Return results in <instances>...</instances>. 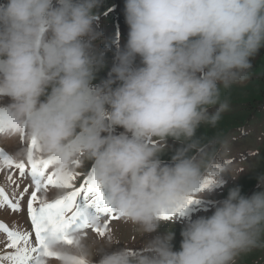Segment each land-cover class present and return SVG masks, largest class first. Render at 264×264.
Masks as SVG:
<instances>
[{
  "label": "clouds",
  "instance_id": "obj_1",
  "mask_svg": "<svg viewBox=\"0 0 264 264\" xmlns=\"http://www.w3.org/2000/svg\"><path fill=\"white\" fill-rule=\"evenodd\" d=\"M103 4H0V100L8 101L0 138L34 137L60 170L72 171L75 160L91 162L93 179L121 218L153 234L163 214L190 196L202 198L209 172L227 171L189 152L200 125L214 126L227 108L220 87L245 79L264 47V0H125L127 41L117 46L108 79L94 84L105 67L96 43ZM117 128L124 131L116 134ZM169 139L183 146L172 164H163ZM88 222L102 220L89 216ZM69 235L71 244L48 237L54 264H234L239 253L261 246L264 190L245 196L231 188L212 215L186 224L179 251L172 230L141 250L114 233Z\"/></svg>",
  "mask_w": 264,
  "mask_h": 264
},
{
  "label": "rangeland",
  "instance_id": "obj_2",
  "mask_svg": "<svg viewBox=\"0 0 264 264\" xmlns=\"http://www.w3.org/2000/svg\"><path fill=\"white\" fill-rule=\"evenodd\" d=\"M6 0H0V4ZM99 26L103 36L96 41L100 49L105 52V67L96 76L94 84H99L108 79L109 72L115 60L117 46L123 47L127 41L128 25L125 22V15L118 1L106 10H99ZM252 67L248 70L246 78L233 83L230 87H220V103H227V108L220 114V119L213 126L201 124L196 131V144L189 155H206L209 160L221 164L226 173L216 177L212 172L206 175L207 180L215 182L210 188L205 189L201 195L196 197L199 202H194L183 210V214L168 221H162L161 228L157 233L144 234L138 225L132 224L120 218L111 222L109 233H114L119 242L135 250H141L146 240L153 236L163 234L167 230L175 233L173 250L179 251L182 241L181 232L192 220L202 216H210L216 206L227 198L231 188L239 186L242 195L251 196L255 192L264 190L257 177L264 180V47L251 60ZM140 65V58L137 57L136 66ZM115 86V85H114ZM7 99L0 100V119L3 118L4 105ZM209 111H216V107ZM116 134L124 131L117 128ZM31 138L27 135H16L7 138H0V186L5 187L11 194L12 186L4 179L7 165L4 164L3 154H7L14 162L24 161L27 163V153L30 147ZM183 145L172 139L168 140L165 153L161 156L163 164H172V157ZM36 157L41 153L34 150ZM45 158L46 156L42 154ZM80 161V160H79ZM92 168L91 162L80 161L78 165L73 164L72 172L77 174L73 183L78 187ZM51 170V169H50ZM14 178L20 179L18 170ZM28 178H23L21 187L28 184ZM66 189H50L46 194L49 201L60 198L66 194ZM27 197L25 198V210L20 213H11L7 208L0 211V222L15 227L19 224L23 228L29 227V218L26 211ZM83 206L84 202L81 201ZM93 209H89V215H94ZM92 235L97 234L88 230ZM2 238V234H0ZM261 246L239 253L234 264H264V235L261 236ZM120 245V246H123ZM46 264H54V258H45Z\"/></svg>",
  "mask_w": 264,
  "mask_h": 264
},
{
  "label": "snow or ice",
  "instance_id": "obj_3",
  "mask_svg": "<svg viewBox=\"0 0 264 264\" xmlns=\"http://www.w3.org/2000/svg\"><path fill=\"white\" fill-rule=\"evenodd\" d=\"M34 150L39 151V147L38 141L33 137L30 140L27 163L14 162L10 156L3 154L4 164L7 165L4 179L12 186V193L9 194L5 187L0 186V211L7 208L11 213L23 212L27 197L29 227L23 228L19 224L12 227L0 222V234H2L0 264H46L45 258L53 256L47 247V239L50 235L58 236L68 244L72 243L69 234L75 230H91L103 237L108 234L111 222L121 218L109 203L103 185L93 179L91 172L77 187L73 183L77 174L71 170L55 168L40 151L41 156L36 157ZM79 162L75 160L73 164L78 165ZM17 170L20 179L14 178ZM26 177L29 182L21 187L22 180ZM214 182L207 180L205 188ZM54 188L66 189V194L49 201L46 194ZM194 202L198 203L199 200L195 196H190L182 205L171 213L163 214L161 218L168 221L177 213L182 215L183 210ZM89 209L95 212L91 216L102 220L99 226H93L88 222Z\"/></svg>",
  "mask_w": 264,
  "mask_h": 264
},
{
  "label": "trees",
  "instance_id": "obj_4",
  "mask_svg": "<svg viewBox=\"0 0 264 264\" xmlns=\"http://www.w3.org/2000/svg\"><path fill=\"white\" fill-rule=\"evenodd\" d=\"M119 5L122 7V10L124 12V6H125V0H117ZM115 2V0H104V4L99 10H106L112 6V4Z\"/></svg>",
  "mask_w": 264,
  "mask_h": 264
}]
</instances>
